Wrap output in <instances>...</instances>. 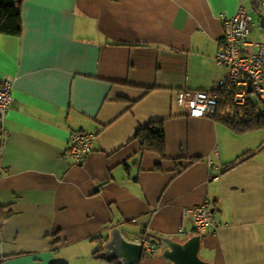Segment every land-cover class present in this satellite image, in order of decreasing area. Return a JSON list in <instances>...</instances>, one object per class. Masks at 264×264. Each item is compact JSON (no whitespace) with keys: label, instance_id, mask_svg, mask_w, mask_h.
Here are the masks:
<instances>
[{"label":"crops","instance_id":"obj_1","mask_svg":"<svg viewBox=\"0 0 264 264\" xmlns=\"http://www.w3.org/2000/svg\"><path fill=\"white\" fill-rule=\"evenodd\" d=\"M248 5L264 18L252 0L23 1L22 35L0 37L14 97L0 132V264H119L103 256L115 229L154 237L140 264H173L159 238L195 235L210 264H264V129L237 134L177 103L227 75L223 17ZM155 122L163 157L135 140ZM73 131L95 136L80 168ZM205 203L216 226L194 230L184 212Z\"/></svg>","mask_w":264,"mask_h":264},{"label":"built area","instance_id":"obj_2","mask_svg":"<svg viewBox=\"0 0 264 264\" xmlns=\"http://www.w3.org/2000/svg\"><path fill=\"white\" fill-rule=\"evenodd\" d=\"M255 8L264 9V0H255ZM255 13L259 11H254ZM224 33L217 45V63L227 69L217 88L211 91L182 90L177 94L178 105L187 116L204 118L215 115L222 103V93L233 88V102L236 106L250 111V103L264 111V42L253 38L257 25L253 13L240 6L232 17H223ZM252 92H249V89ZM254 95V101L251 95ZM14 101L13 83L4 79L0 84V132L4 118ZM257 102V103H256ZM95 136L82 131L70 134L69 157L74 168L83 166L86 158L93 152ZM194 230L209 229L216 226L215 208L209 203L191 207L184 212ZM145 248L153 253L154 244L142 239Z\"/></svg>","mask_w":264,"mask_h":264},{"label":"trees","instance_id":"obj_3","mask_svg":"<svg viewBox=\"0 0 264 264\" xmlns=\"http://www.w3.org/2000/svg\"><path fill=\"white\" fill-rule=\"evenodd\" d=\"M24 0H0V37L22 35V4ZM255 5V0H252ZM255 11V9H254ZM233 88L227 89L222 93V103L218 112L210 116L212 119L224 122L233 132L244 134L247 132L264 129V111L256 113V107L250 103V111L238 107L233 102ZM144 151H152L160 156L165 155L166 141L164 123L155 122L142 129L136 135ZM149 256L148 253H146Z\"/></svg>","mask_w":264,"mask_h":264},{"label":"water","instance_id":"obj_4","mask_svg":"<svg viewBox=\"0 0 264 264\" xmlns=\"http://www.w3.org/2000/svg\"><path fill=\"white\" fill-rule=\"evenodd\" d=\"M260 19V27L264 29V18L257 13ZM252 92V89H249ZM160 246L162 257L173 264H210L199 257L201 236L195 235L185 242L175 241L169 237H161ZM103 256L108 260H118L119 264H140L144 252V245L133 242L122 234L121 230L115 229L106 244Z\"/></svg>","mask_w":264,"mask_h":264},{"label":"rangeland","instance_id":"obj_5","mask_svg":"<svg viewBox=\"0 0 264 264\" xmlns=\"http://www.w3.org/2000/svg\"><path fill=\"white\" fill-rule=\"evenodd\" d=\"M248 4V3H247ZM248 10L249 11H251L252 13H253V16H254V19H255V22L257 23V20H259V18H258V16H257V14L252 10V6H250V5H248ZM260 30H262L260 27H258ZM263 31V30H262ZM261 31V32H262ZM253 37H255L254 35H253ZM251 97H252V99L255 101L256 100V98H255V96L252 94L251 95ZM149 239L151 240V242H153V243H155L156 244V240L154 239V237H149ZM156 248V247H155Z\"/></svg>","mask_w":264,"mask_h":264}]
</instances>
